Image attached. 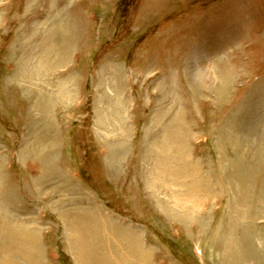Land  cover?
Wrapping results in <instances>:
<instances>
[{
  "label": "rangeland",
  "instance_id": "374dc122",
  "mask_svg": "<svg viewBox=\"0 0 264 264\" xmlns=\"http://www.w3.org/2000/svg\"><path fill=\"white\" fill-rule=\"evenodd\" d=\"M0 264H264V0H0Z\"/></svg>",
  "mask_w": 264,
  "mask_h": 264
},
{
  "label": "bare ground",
  "instance_id": "6f19581e",
  "mask_svg": "<svg viewBox=\"0 0 264 264\" xmlns=\"http://www.w3.org/2000/svg\"><path fill=\"white\" fill-rule=\"evenodd\" d=\"M47 55V54H46ZM202 62V61H201ZM194 65V64H193ZM243 124V123H242ZM246 125H249V124H246ZM246 125H244L243 124V126L241 127V129L243 128V130L247 127ZM240 125H238V127H239ZM255 126V125H254ZM174 127V126H173ZM239 129V128H238ZM248 129V128H247ZM259 129H255V131L253 132V135L254 134H256L257 133V131H258ZM248 131V130H247ZM247 131H246V129H245V139H248V137L250 136V135H247ZM249 132V131H248ZM238 133V132H237ZM241 136H243V134L241 135ZM248 136V137H247ZM167 138L165 137V140H166ZM235 172V171H234ZM232 173H233V171H232ZM238 174H240V173H238ZM249 175L251 174V176H252V172H249L248 173ZM246 176H248L247 174H246ZM239 177V176H238ZM246 178H248V177H246ZM250 178V177H249ZM243 179V178H242ZM242 179L240 180L241 182H239V187H240V189H239V191H241L242 189H241V186L243 187V184H242ZM230 180V179H229ZM248 183V182H247ZM245 184H246V182H245ZM238 191V190H237ZM242 192V191H241ZM245 194V193H244ZM237 200V199H236Z\"/></svg>",
  "mask_w": 264,
  "mask_h": 264
}]
</instances>
